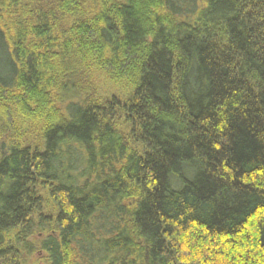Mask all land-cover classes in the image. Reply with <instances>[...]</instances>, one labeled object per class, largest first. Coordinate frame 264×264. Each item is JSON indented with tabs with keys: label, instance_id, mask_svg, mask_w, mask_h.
Segmentation results:
<instances>
[{
	"label": "trees",
	"instance_id": "obj_1",
	"mask_svg": "<svg viewBox=\"0 0 264 264\" xmlns=\"http://www.w3.org/2000/svg\"><path fill=\"white\" fill-rule=\"evenodd\" d=\"M264 264V0H0V264Z\"/></svg>",
	"mask_w": 264,
	"mask_h": 264
},
{
	"label": "rangeland",
	"instance_id": "obj_2",
	"mask_svg": "<svg viewBox=\"0 0 264 264\" xmlns=\"http://www.w3.org/2000/svg\"><path fill=\"white\" fill-rule=\"evenodd\" d=\"M30 264H44V263L42 261H40V260L37 261L35 258H33L31 260Z\"/></svg>",
	"mask_w": 264,
	"mask_h": 264
}]
</instances>
